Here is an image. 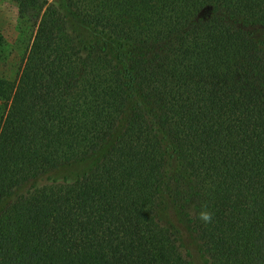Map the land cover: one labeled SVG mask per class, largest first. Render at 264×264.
<instances>
[{"label": "trees", "instance_id": "16d2710c", "mask_svg": "<svg viewBox=\"0 0 264 264\" xmlns=\"http://www.w3.org/2000/svg\"><path fill=\"white\" fill-rule=\"evenodd\" d=\"M10 1L0 264H264V0Z\"/></svg>", "mask_w": 264, "mask_h": 264}, {"label": "rangeland", "instance_id": "374dc122", "mask_svg": "<svg viewBox=\"0 0 264 264\" xmlns=\"http://www.w3.org/2000/svg\"><path fill=\"white\" fill-rule=\"evenodd\" d=\"M36 28L35 21L19 15L14 2L0 0V38L3 41L0 46V78L15 82L29 53Z\"/></svg>", "mask_w": 264, "mask_h": 264}, {"label": "clouds", "instance_id": "9594fccd", "mask_svg": "<svg viewBox=\"0 0 264 264\" xmlns=\"http://www.w3.org/2000/svg\"><path fill=\"white\" fill-rule=\"evenodd\" d=\"M197 218L204 224H208L212 222L213 216L211 212L207 211L206 209H202L197 213Z\"/></svg>", "mask_w": 264, "mask_h": 264}]
</instances>
